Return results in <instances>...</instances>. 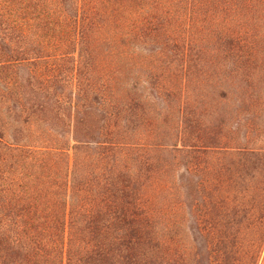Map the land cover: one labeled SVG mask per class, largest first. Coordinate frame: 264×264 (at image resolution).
Instances as JSON below:
<instances>
[{
    "label": "trees",
    "instance_id": "1",
    "mask_svg": "<svg viewBox=\"0 0 264 264\" xmlns=\"http://www.w3.org/2000/svg\"><path fill=\"white\" fill-rule=\"evenodd\" d=\"M0 264H264V0H0Z\"/></svg>",
    "mask_w": 264,
    "mask_h": 264
},
{
    "label": "rangeland",
    "instance_id": "2",
    "mask_svg": "<svg viewBox=\"0 0 264 264\" xmlns=\"http://www.w3.org/2000/svg\"><path fill=\"white\" fill-rule=\"evenodd\" d=\"M128 89H130V92L135 93V92H140L142 93L144 96H148L151 95L149 97L153 96V100L151 102H149V105L152 108H155L156 110H152L151 114L157 115V112L164 111V107H167V104L165 102H163V99H161L162 97L159 96V92L163 89L162 87H149L147 84H144L140 87H127ZM171 89L175 90V89H183L185 90V94H184V98L186 101V97L188 98V101H186L187 103H189L190 105H192L193 107H202L201 102L204 100L205 98V93H206V88L207 87H170ZM159 91V92H157ZM183 98V100H184ZM176 102H179L178 100H176ZM177 117V115H176ZM175 115L171 114V115H166L164 113H161V118L164 122V124L161 126V128H159L158 130H156L154 132V134L148 135L146 134L145 137H148V139L151 142H158L160 140H166V141H170V139L173 136V132L175 129V125H174V120H175ZM149 155L151 157H153L154 159H156L157 161H163V160H170L172 159L173 155H171V153L169 152H164L161 151L159 149H154L151 152H148ZM169 167L173 168V164H169ZM172 198V197H171ZM169 199L165 197H158V201L160 203H165L166 201H168Z\"/></svg>",
    "mask_w": 264,
    "mask_h": 264
}]
</instances>
